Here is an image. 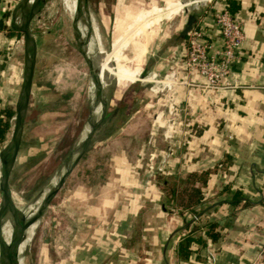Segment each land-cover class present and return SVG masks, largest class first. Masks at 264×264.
<instances>
[{"label": "crops", "instance_id": "crops-1", "mask_svg": "<svg viewBox=\"0 0 264 264\" xmlns=\"http://www.w3.org/2000/svg\"><path fill=\"white\" fill-rule=\"evenodd\" d=\"M17 1L2 3L3 11L10 10L9 28ZM158 2L111 0L108 9L112 17L104 15L106 19H100L95 33L99 41H106L105 32L110 33L112 64L134 66L137 72L143 53L139 38L146 27L157 24L141 72L146 76L139 75L136 81L155 83L153 88L163 92V99L171 100L173 110L167 107L154 114L151 127H161V137L152 139L149 131L143 146L150 144V138L151 145H156L143 150L144 160L142 149L136 153L139 158H133L126 145H111L110 132L92 140L95 146L109 143L104 179L98 183L76 180L64 189L59 202L47 206L50 214L60 213L54 233L38 237L44 264H264V0H233L232 15L239 19L244 38L225 85L217 89L205 87L200 75L183 67L186 42L179 32L186 16L192 14L191 28L200 29L212 49L219 48L214 13L225 0ZM147 4L151 5L148 9L144 7ZM186 5L192 8L182 11ZM134 11H139L136 16H132ZM160 18L163 21L157 23ZM11 31L14 34L7 36L0 27V109H14L20 87L21 44L18 33ZM36 41L37 80L40 61ZM129 44L133 45L132 56L124 61L123 50ZM36 90L37 81L32 106ZM150 106L144 104L142 109ZM123 123L125 127L132 121ZM24 132L10 176L12 193L17 192L24 173ZM103 155L92 154V166L101 163ZM219 163L225 168H217ZM203 171H208V176L200 185L201 204L195 207L201 209L198 222L202 227L194 234L204 245L192 243L190 248L199 252H191L183 260L175 254L183 216L175 210L166 211L162 183L156 175L180 191L189 175ZM235 191L248 203L242 199L230 204L227 199ZM209 223L218 233L213 241L203 232Z\"/></svg>", "mask_w": 264, "mask_h": 264}, {"label": "rangeland", "instance_id": "rangeland-1", "mask_svg": "<svg viewBox=\"0 0 264 264\" xmlns=\"http://www.w3.org/2000/svg\"><path fill=\"white\" fill-rule=\"evenodd\" d=\"M72 2L74 1L65 0L64 6L61 0H51L48 10L32 24V31L39 42V72L36 80L35 100L27 117L23 137L25 139L24 148L27 151L26 161L21 164V171L24 173L20 181L17 182L18 187L15 192L21 196L24 205L22 220H25L28 215L35 216L37 213L32 234L25 245V264H44L42 262L44 259L38 252V237L44 232L54 233L56 226L54 223L58 220L60 213L55 212L53 216L47 206L59 202L64 189L79 180L78 169L97 166V164L92 166L91 155L95 152L104 153L101 157L103 160L98 159L97 162L100 161L105 167L107 162L105 153H107L108 144L120 142L129 147L128 155L133 158L138 157L136 153L142 149L140 156L144 160L143 150L151 149L156 145L154 140V144L151 145V138L161 137V127L156 129L151 127L154 114L167 107L170 109L173 107L170 99H163L162 91H158L156 87L153 88L155 83L136 81L143 71L148 44L154 35V28L157 24L146 27L144 34L139 38V45L143 48L139 64L140 71L135 72L134 66L122 65L118 68L110 61L112 67L110 80L106 83H95L96 92L89 73L92 70L97 73L101 62L98 60L97 63L94 57L91 59L92 52L96 43L104 52H110L108 46L110 33L105 32L106 41H99L95 32L100 19H106L104 15L112 17V12L108 9L111 0H78L76 5ZM159 2L157 5H160ZM70 5H73V16L72 12L69 13ZM151 5L147 4L144 7L146 6L145 8L148 9ZM137 12L139 11H134L132 16H136ZM161 21L163 18H160L157 23ZM84 36L87 37V46L82 44ZM132 51L133 45H127L123 50L124 61L126 58H131ZM128 64L132 65L133 62ZM144 76H146L145 73ZM160 78L161 75L157 76L156 80ZM91 94L96 96L93 102L90 100ZM144 104L151 106L142 109ZM115 107H117V111L113 117H110ZM101 114L103 119L100 121ZM171 116L169 114L168 117ZM130 119L132 123H128L124 127L123 122ZM111 120H115V122H111ZM13 121L12 117L10 119L11 127ZM110 122L112 124H109ZM120 124L121 128H118L117 126ZM96 125L98 127L94 132V137L91 138L79 159L67 172L63 181L56 185V189L49 196L46 205L40 209L39 204L43 194L46 193V187L54 185L59 173L76 152L80 140L88 133L87 131L82 135V129L88 126L89 130L91 126ZM149 131H152L153 134H151L150 144H147L146 147L143 146V142L147 136L149 137ZM109 132L111 138L108 144L93 145V139L103 138ZM129 137L130 140H128ZM158 143L160 144L161 140ZM38 209H40L39 212ZM49 216L54 219L49 220ZM6 219V225L9 223L13 226L10 218Z\"/></svg>", "mask_w": 264, "mask_h": 264}, {"label": "water", "instance_id": "water-1", "mask_svg": "<svg viewBox=\"0 0 264 264\" xmlns=\"http://www.w3.org/2000/svg\"><path fill=\"white\" fill-rule=\"evenodd\" d=\"M72 1H74V5L78 2V0ZM179 1L183 3L189 2V0ZM61 2L65 6V0H61ZM50 5L51 0H19L11 12L10 29L18 33L21 44V72L20 87L14 105V121L9 136L0 150V252L3 258L1 264H25L26 244L22 249H19V246L23 242L25 223L32 219L33 214L31 218L28 215L25 220L17 217L11 199L10 176L16 161L30 107L32 106L37 76V41L35 34L30 28V23L42 16ZM191 8L192 5H186L182 11H189ZM194 20L195 18L192 14L186 16L185 23L179 32L180 37L184 38L186 36ZM95 70L97 69L95 68ZM89 75L96 84L100 83L97 79V74L93 70L90 71ZM143 77H145L144 73H141L140 78ZM116 111L117 107L113 109L110 117H113ZM102 114L100 121L103 119ZM97 127V125L91 126L85 137L80 140L74 155L69 158L66 167L56 178L54 185L46 188V193L43 194L41 203L39 204L40 209L46 205L49 196L55 191L56 185L63 181L67 172L79 159ZM40 209H38V212ZM7 217L10 218L13 228H11L9 239L5 240L2 227L7 226L5 223Z\"/></svg>", "mask_w": 264, "mask_h": 264}, {"label": "trees", "instance_id": "trees-1", "mask_svg": "<svg viewBox=\"0 0 264 264\" xmlns=\"http://www.w3.org/2000/svg\"><path fill=\"white\" fill-rule=\"evenodd\" d=\"M70 6L72 7L71 9L72 11H70L69 13L72 12V16H73V12H74L73 5ZM224 7L232 14L234 9L233 0H225ZM9 13L10 10L6 9L0 15V21H1L0 27H2L3 30H5L7 36L14 34L10 30L7 22ZM2 20H5V22ZM184 38L186 42V36ZM146 92L147 90L145 91V93ZM13 116H14V109H6V108L0 109V148L3 146V143L6 140V137L10 131L11 128L10 119ZM102 164L103 163H99L97 166H94L92 168L78 169L77 171L78 179L81 181H85L86 183L101 182L104 178L103 177L104 167ZM216 167L219 169L225 168L223 163L217 164ZM207 176H208V171H203L199 174H191L187 177V185L182 190L175 191L172 182L170 181L165 182L164 180L161 179L160 175H156V178L160 180V182L162 183V189L165 194L164 206L166 211L170 213L171 211L175 210L181 216H183L181 228L178 231L179 234L178 241L175 247L176 256L183 260L188 259V256L190 255L191 252H195V253L199 252L198 248L196 249L190 248V245L192 243H196L200 246L204 245V240L200 239L198 235L194 234L202 227V225H200V223L198 222L199 220L198 217L201 214V209H195V207L201 204L202 195H201L200 185L205 183ZM194 182L199 183V185L197 186L193 185ZM242 199L243 198L241 196V193L235 191L232 193L231 197L227 200L230 204L234 205L237 204ZM243 200H244L243 203L245 204L248 203L247 200L245 199ZM184 212L190 214V217H185L183 215ZM193 216L195 217V219H193ZM214 226H215L214 224L209 223L206 225L203 231L211 241L215 240L218 235V233L214 231Z\"/></svg>", "mask_w": 264, "mask_h": 264}, {"label": "built area", "instance_id": "built-area-1", "mask_svg": "<svg viewBox=\"0 0 264 264\" xmlns=\"http://www.w3.org/2000/svg\"><path fill=\"white\" fill-rule=\"evenodd\" d=\"M4 1L0 0V14ZM214 22L221 39L220 47L212 49L202 39V31L191 28L186 34L182 65L200 75L204 79L205 87L217 89L225 85V77L231 71V64L237 59L244 36L239 19L224 5L214 13Z\"/></svg>", "mask_w": 264, "mask_h": 264}, {"label": "bare ground", "instance_id": "bare-ground-1", "mask_svg": "<svg viewBox=\"0 0 264 264\" xmlns=\"http://www.w3.org/2000/svg\"><path fill=\"white\" fill-rule=\"evenodd\" d=\"M19 11V10H18ZM93 39H95L93 37ZM103 39V38H102ZM96 41V39H95ZM108 42V41H107ZM101 43V42H100ZM82 44L84 46H87L88 44V41H87V37L84 36L83 40H82ZM106 44V43H105ZM94 50H93V54H92V58L93 57L96 59L97 63L99 62L98 60H100L101 63H99V67L100 69L97 71V79L99 82H103V83H106L110 80V74H112V67H111V64H110V61H109V56H108V52H104L103 49H101V47L99 46L98 43H96V45H94ZM107 50V49H106ZM92 79V82L95 86V82ZM105 85V84H103ZM95 89H96V86H95ZM95 91V90H94ZM96 92H97V89H96ZM92 95V94H91ZM91 101L93 102L94 99H96V96L95 95H92L90 97ZM92 107H93V104H92ZM102 107V106H101ZM99 118V117H98ZM97 120V119H96ZM95 121V120H94ZM90 125V123L88 124V126ZM88 126L84 127L82 129V132L81 134H85L87 131H88ZM60 174V173H59ZM53 182V181H52ZM47 188V187H46ZM11 199H12V203H13V208H14V211L15 213L17 214V217L19 219L22 218L23 214H24V205H23V202H22V198L19 194L17 193H12L11 194ZM40 202V201H39ZM33 216V215H32ZM30 218H31V215H30ZM37 219V214L35 216L32 217V219H30L27 223H25V226H24V230H23V242L20 244L19 246V249H22V247L27 243V241L29 240L31 234H32V231H33V228H34V223ZM7 220V219H6ZM12 226L8 223L7 226H3L2 227V232H3V236L5 238V240H8L9 237H10V233H11V228ZM13 228V227H12ZM10 230V233L8 235V232ZM2 255H1V252H0V264L2 263Z\"/></svg>", "mask_w": 264, "mask_h": 264}]
</instances>
